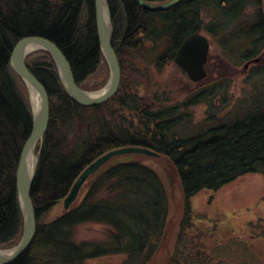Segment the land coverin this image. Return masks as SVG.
I'll list each match as a JSON object with an SVG mask.
<instances>
[{"label":"trees","instance_id":"1","mask_svg":"<svg viewBox=\"0 0 264 264\" xmlns=\"http://www.w3.org/2000/svg\"><path fill=\"white\" fill-rule=\"evenodd\" d=\"M108 2L112 45L122 70L119 90L109 101L91 107L74 102L47 51L34 52L26 60L47 89L51 114L43 144L37 147L31 191L36 236L11 264H85L114 255L125 256L119 264L153 261L165 238L170 198L160 175L141 161L113 166L84 188L72 210L43 221L91 163L126 147L152 150L177 172L184 215L167 264H213V257L191 249L187 231L193 220L192 199L246 175L264 174V64L248 68L247 81L255 78L262 85H255L236 112L221 118L219 113L230 105L228 79L204 85L174 103L166 91L141 92L136 79L141 68L134 56L150 44L162 70L175 61L189 36L201 33L216 42L223 58L236 68L246 66L264 52V0H182L167 11L144 9L135 0ZM28 37L59 47L83 90H98L110 78L97 32L95 0H0V249L17 246L23 235L17 169L33 128V113L28 90L10 59L15 46ZM100 71L102 83L89 87ZM219 97L221 105L216 104ZM202 103L209 106L208 117L195 125L190 108ZM85 224L107 227V238L78 241V228Z\"/></svg>","mask_w":264,"mask_h":264},{"label":"rangeland","instance_id":"2","mask_svg":"<svg viewBox=\"0 0 264 264\" xmlns=\"http://www.w3.org/2000/svg\"><path fill=\"white\" fill-rule=\"evenodd\" d=\"M151 54L149 44L145 51L134 56L137 65L141 68V76L136 77L142 85L141 92L145 95L154 93L161 95L166 91L171 101L175 103L182 101L204 85L212 82L221 83L223 79H228L230 105L223 109L224 112L219 113L221 118L231 113L232 110L236 112L239 106L248 102V97L252 95L255 85H262L256 83L258 80L255 78L247 81L249 69H246L245 65L236 68L224 59L222 49L212 40L207 63L209 75L201 82L204 83L203 85L193 82L175 61L160 70ZM99 73L89 82V87L102 83L103 71ZM108 82L102 88L90 90V92L102 90ZM25 87L29 95L26 83ZM220 100L219 97L216 104L218 102V105H221ZM208 109L209 106L206 103L191 107L192 122L196 125L204 121L208 117ZM134 159L143 162L160 175L170 198V213L165 238L156 257L150 263L167 264L184 215V200L179 178L173 164L164 157L136 156ZM192 209V225L187 231L192 245L191 249L201 250L213 257V264H264V174L246 175L218 191H202L192 199ZM64 213L66 212L62 202L43 221L54 220ZM106 238L107 227L103 225L85 224L78 228V241H103ZM124 260V255H114L91 259L85 264H119Z\"/></svg>","mask_w":264,"mask_h":264},{"label":"water","instance_id":"3","mask_svg":"<svg viewBox=\"0 0 264 264\" xmlns=\"http://www.w3.org/2000/svg\"><path fill=\"white\" fill-rule=\"evenodd\" d=\"M142 8L150 11H167L177 6L182 0H166L151 3L145 0H135ZM96 25L102 53L110 68V80L105 88L90 92L80 88L68 59L51 41L40 37H28L21 40L13 49L11 66L23 79L29 89L33 128L28 138L17 169V189L23 215V235L16 247L9 250L0 249V264H11L24 254L36 236L37 216L33 205L31 191L38 165V145L42 146L45 133L48 130L51 114L50 98L45 86L32 73L26 60L33 52L44 50L51 54L57 66L60 80L71 99L86 107L103 104L113 98L120 87L122 70L118 55L112 45L113 22L108 0H95ZM211 41L208 36L196 33L189 36L177 52L175 63L195 83H201L208 77L207 63L209 61ZM257 61V60H256ZM36 90L39 96L38 107L33 104L31 90ZM136 156L159 158L160 154L145 148L126 147L113 150L102 155L91 163L75 181L70 193L64 199V210L68 212L78 202L84 188L96 178L110 170L113 166L124 162L136 161Z\"/></svg>","mask_w":264,"mask_h":264},{"label":"flooded vegetation","instance_id":"4","mask_svg":"<svg viewBox=\"0 0 264 264\" xmlns=\"http://www.w3.org/2000/svg\"><path fill=\"white\" fill-rule=\"evenodd\" d=\"M256 63L264 64V52L259 56V59H257V61L253 60V61L249 62L248 64H246L245 68L248 69L249 67H251L252 65H254Z\"/></svg>","mask_w":264,"mask_h":264},{"label":"bare ground","instance_id":"5","mask_svg":"<svg viewBox=\"0 0 264 264\" xmlns=\"http://www.w3.org/2000/svg\"><path fill=\"white\" fill-rule=\"evenodd\" d=\"M31 92H32V97H33L32 98L33 104H34L35 108H37L38 104H39V96H38L36 90L32 89Z\"/></svg>","mask_w":264,"mask_h":264}]
</instances>
